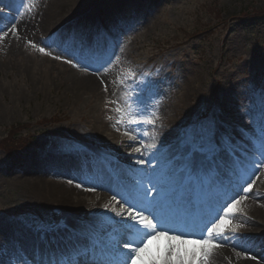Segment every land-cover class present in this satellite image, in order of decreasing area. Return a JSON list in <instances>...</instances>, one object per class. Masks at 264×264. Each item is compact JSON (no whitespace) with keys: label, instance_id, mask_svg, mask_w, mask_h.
Returning a JSON list of instances; mask_svg holds the SVG:
<instances>
[{"label":"rangeland","instance_id":"374dc122","mask_svg":"<svg viewBox=\"0 0 264 264\" xmlns=\"http://www.w3.org/2000/svg\"><path fill=\"white\" fill-rule=\"evenodd\" d=\"M25 6L34 10L32 15H41L40 24L28 28L23 36L18 33L17 38L11 32L16 19H11L10 27L4 29L7 35L0 33V138L11 126L25 125L36 138L29 151L13 157L0 151V244L5 264L23 255L16 242L29 235L26 224L59 223L64 218L60 208L45 211L39 207L58 204L34 199L30 189L33 183L40 184L36 178L39 173L25 170L32 160L46 156L50 147L72 152L80 141L106 129L117 145L129 132L117 121L126 123L139 113L138 118L147 124L148 119L157 117L155 104L162 103L172 109L168 118L174 114L190 123L188 131L196 127L207 109L218 113L215 118L227 124L251 109L258 130H264V18H247L264 14V0H26ZM56 8H62L59 23L44 26L42 18L55 13ZM65 19L71 22L60 24ZM90 23L94 27L100 23L108 33L116 25L121 32L118 51L110 57L115 63L106 73L96 75L99 92L116 107L113 115H118V120L99 107L93 108L96 97L103 100L98 92L82 94L75 87V80L80 78L57 64L44 63L40 57L45 54L39 47H45L64 57L55 59L60 62L76 54L80 64L89 66L88 71L101 64L108 67L105 61L109 60L110 45L104 54L97 51L91 41ZM29 40L38 47L28 44ZM157 68L160 70L156 72ZM47 69H52L51 75ZM129 69L134 71V78H129ZM150 79L158 80L163 90H153ZM187 80L194 81L189 92L199 85L201 88L194 92L191 105L181 109ZM141 90L163 96L145 103L139 97ZM129 95L132 100L138 98L131 108ZM169 96L173 105L167 102ZM175 104L177 109H173ZM203 118L199 124L208 122L207 116ZM51 120L60 122L50 124ZM237 132L234 128L231 133L234 140H245ZM148 134L147 129L146 141L151 145ZM250 218L258 220L253 215Z\"/></svg>","mask_w":264,"mask_h":264},{"label":"snow or ice","instance_id":"6c2138e0","mask_svg":"<svg viewBox=\"0 0 264 264\" xmlns=\"http://www.w3.org/2000/svg\"><path fill=\"white\" fill-rule=\"evenodd\" d=\"M2 15L0 10V17ZM11 32L19 38L15 25ZM0 33L7 35L2 27ZM28 44L38 47L30 40ZM39 51L52 55L45 47H39ZM53 58L64 59L61 55H53ZM65 62L89 70L88 65L79 61L65 59ZM113 63L115 61L109 57L105 61L108 67L101 64L93 74L106 73ZM129 72V78H134V71L129 69ZM126 82L121 81V84ZM129 100H132L131 95ZM137 102L138 98L132 100L128 107ZM138 116L136 113L131 123H144ZM147 123L154 124V120L148 119ZM147 147L156 150L148 158L151 164L158 149L156 144ZM253 151L258 152L259 158L248 162L247 156ZM135 163L143 165L145 160L138 158ZM245 163L248 168H244ZM262 167L264 130L258 144L249 142L247 148L238 150L232 137L220 132L215 122L202 123L186 132L177 151L157 161L150 171L130 165L127 175H116L117 187L105 189L112 192L109 202L103 205L107 212L94 214L100 218L96 227L76 234L61 247L57 236L67 225L34 223L28 226L36 240L31 254L21 247L23 255H17L15 261L10 259L8 264H209L217 247L230 246L245 251L241 242L251 238L237 235L235 227L231 232L227 228L236 217L241 201L259 196L253 191L256 181L252 177L258 178ZM68 183L72 184L73 180ZM75 186L85 191H96L98 187L82 183ZM109 225L111 231L101 236L97 228ZM3 250L0 244V264H5Z\"/></svg>","mask_w":264,"mask_h":264},{"label":"bare ground","instance_id":"6f19581e","mask_svg":"<svg viewBox=\"0 0 264 264\" xmlns=\"http://www.w3.org/2000/svg\"><path fill=\"white\" fill-rule=\"evenodd\" d=\"M56 12L53 14H47L44 18H42V23L44 26L54 25L55 23H59V20L63 16L62 8H56ZM34 10L31 8H26V11L20 15L19 22L16 24L17 28H19V35H24L26 31L29 29H33L35 26L40 24V17L41 15L36 12V16L32 15ZM35 14V13H34ZM68 19V18H67ZM67 19L63 20L60 24L67 22ZM79 19V18H77ZM38 20V21H37ZM71 20V19H70ZM37 21V22H36ZM69 21V20H68ZM43 25V24H42ZM41 25V26H42ZM47 28V27H46ZM49 31V30H48ZM47 31V32H48ZM56 32V30H55ZM54 32V33H55ZM53 33V34H54ZM50 36V35H49ZM19 40V39H18ZM46 73L52 74V69L45 70ZM84 80V81H82ZM91 77H84L75 80V87L79 92L82 94L94 91L93 84L91 83ZM74 84V83H73ZM194 85V81L189 83L188 80L185 83V87L182 88L183 93V101L179 108L183 109L189 105H191V100H193L194 92L199 91L201 85L197 86V88H193L190 92L189 90ZM80 87V88H79ZM168 103H173L168 100ZM155 111H156V119H154V124H146V130H149V138L153 141V144L157 145L158 152L154 159H152L150 165V169L155 167L157 161L162 160L163 158L171 155L172 153L177 151V147L173 149V141L177 139V137H182V132L187 127V123H183L177 115L172 114L171 118H168L167 115L171 114L172 109L168 108L166 103L162 104H155ZM178 105L175 104L173 109H177ZM179 112V111H177ZM200 125V124H199ZM218 130L220 132H224L223 128L220 127V124H216ZM181 128H184L181 132H178ZM177 132V133H176ZM96 135L100 136L102 140H105V144L111 140V134H108V130L106 132H100V134H94L91 136L89 145L92 147L90 148L93 151H96L93 148L94 142L97 140ZM110 135V137H107ZM145 147L146 155L149 158L153 155V152L156 150L152 149L151 147ZM139 148V147H135ZM79 152L80 148H77ZM110 151L113 150V146H110ZM141 152V151H140ZM55 152L49 150V152L44 156L42 159H34L29 164L30 166L25 167L26 171L39 173L35 174L36 178L40 180V184L33 183V187L30 191L33 192L34 199L44 202H52L58 204V206L73 209L78 215V218L82 216L81 220L84 222L91 221L94 225L89 226L88 228L96 227L97 221L100 219L98 216L96 217H89L91 210L87 209L92 205L93 207L96 206L98 208L101 207V203L96 201L95 203H91L88 201V195H85L83 191H81L76 186L69 184L68 181L71 179L68 177L69 175L76 172L78 169H81L85 166L97 167L98 165L92 163L91 161L83 162L81 160L77 161V155L75 156L76 159H70L63 156H58L59 154L54 155ZM77 154V153H76ZM35 167V168H34ZM96 169V168H94ZM99 170V169H96ZM44 171H56L57 175L48 174L50 176H46V174L41 173ZM263 169H259L258 171V178L257 176H253L252 180L256 182L260 180V187L259 190L253 191L259 193L257 198L252 199H245L241 201V204L238 205V212L236 217L232 220V223L228 226L227 230H231L233 227L236 228L237 232H241L240 236L249 237L251 239L242 241V245L246 249L245 251H241L240 248H232L230 246H223L217 247L213 249L212 256L209 259V264H263L264 260V173ZM262 174L261 178L260 175ZM244 178H247V174H244ZM36 180V179H35ZM72 180V179H71ZM251 183V180H249ZM246 187V186H245ZM262 187V189H261ZM99 190L102 192L108 191L105 189H109V187H99ZM251 195V194H249ZM54 207V206H52ZM63 208V209H64ZM100 213V212H98ZM255 216L258 220H251V216ZM75 217L74 215L72 216ZM246 221V223H245ZM243 224V226H239ZM261 224V225H260ZM263 225V226H262ZM85 229V231L89 229ZM97 228V231L100 232ZM79 233V230L76 229L73 231L70 237L67 235H61L57 238L60 241V246L63 247L66 243L71 240V237H74L76 234ZM69 234V235H70ZM36 243L35 238L31 237V241L25 242L23 241V248L30 253L34 248ZM240 255H237V253ZM255 257V258H252Z\"/></svg>","mask_w":264,"mask_h":264},{"label":"trees","instance_id":"16d2710c","mask_svg":"<svg viewBox=\"0 0 264 264\" xmlns=\"http://www.w3.org/2000/svg\"><path fill=\"white\" fill-rule=\"evenodd\" d=\"M264 10V9H263ZM19 128V127H18ZM18 128H13L14 130H10L6 138L1 140L0 145L3 147H13L14 145L17 146L20 144V141L17 139L16 135L14 134ZM22 129V127H20Z\"/></svg>","mask_w":264,"mask_h":264}]
</instances>
